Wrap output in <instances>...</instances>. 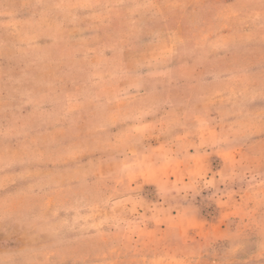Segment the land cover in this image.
Returning <instances> with one entry per match:
<instances>
[{
    "label": "rangeland",
    "instance_id": "1",
    "mask_svg": "<svg viewBox=\"0 0 264 264\" xmlns=\"http://www.w3.org/2000/svg\"><path fill=\"white\" fill-rule=\"evenodd\" d=\"M0 264H264V0H0Z\"/></svg>",
    "mask_w": 264,
    "mask_h": 264
}]
</instances>
